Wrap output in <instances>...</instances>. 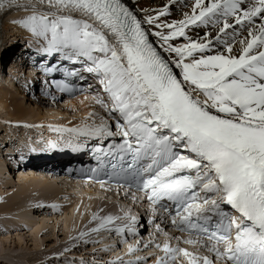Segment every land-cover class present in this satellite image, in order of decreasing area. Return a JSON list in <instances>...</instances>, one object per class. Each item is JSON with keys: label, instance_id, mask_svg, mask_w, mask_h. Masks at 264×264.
Instances as JSON below:
<instances>
[{"label": "snow or ice", "instance_id": "1", "mask_svg": "<svg viewBox=\"0 0 264 264\" xmlns=\"http://www.w3.org/2000/svg\"><path fill=\"white\" fill-rule=\"evenodd\" d=\"M177 2L134 10L125 0H47L53 10L37 14L33 4L0 0V11L30 9L17 23L42 39L39 51L81 66H48L45 75L96 81L102 112L57 131L119 137L97 149L112 157L114 174L137 178L149 203L171 204V224L189 238L170 239L197 251L156 244L155 264H264V0H192L190 12L169 20ZM209 25L215 34L189 35ZM96 219L92 232L137 234L135 217L114 228L112 217Z\"/></svg>", "mask_w": 264, "mask_h": 264}, {"label": "rangeland", "instance_id": "2", "mask_svg": "<svg viewBox=\"0 0 264 264\" xmlns=\"http://www.w3.org/2000/svg\"><path fill=\"white\" fill-rule=\"evenodd\" d=\"M22 2L25 4L35 5L37 14L43 13L46 10H53L48 8L47 0H45L44 3H39V0H20V3ZM32 14L33 13L30 9L25 10L24 8L7 12L1 11L0 13V18L2 20L0 26V90L3 88L10 90V92L8 91V95H12L15 103L23 104V106L31 112L30 117L28 116L22 120H15L14 116H12L14 102L11 100V104H8L7 107L0 105V149L2 150L4 145L7 143L4 148H6L8 152H15L19 150L18 152H22L21 155L30 149L32 150L30 152H38L43 151L42 147L44 148L50 146L51 142L54 141L52 137L53 134L51 135L46 131L50 129L57 130L67 129L70 127H83L84 125L91 124L93 122L92 119L89 118L90 113L102 112L97 106H95L94 110L89 112L87 115L81 111L76 112L73 109L67 110L64 106H66L68 102L57 105L55 102H51L48 99L44 100V97L38 96L36 90L34 95H29V91L25 90L26 93L24 92V96L20 91V88L14 84L13 78H8V73L13 72V77H25L27 79H30L31 77L33 79L32 75L34 72L27 65H24V71L21 70V72H19L20 68L17 67V64L19 65L20 63L18 62H22V56L20 55V52L18 57L15 54L17 52L15 49L18 50L20 46H25L26 43L24 44L23 42L28 39L26 37H29L30 35L28 34L25 36V34L19 31L20 29L10 25L18 19L20 20L24 16L28 17ZM4 23L10 24L5 25ZM31 36V38H35L32 34ZM39 40L42 41V39ZM29 41L30 40H27L28 45L39 48L37 45L39 42L31 41L30 43ZM39 45L42 46L43 43ZM8 68H10V71ZM33 96H37L38 99L35 100ZM51 104H56L59 109ZM53 113L57 114L54 116L60 117L58 118L57 123L49 122L52 121L49 119V116ZM98 122L99 121L97 120V123ZM71 123L74 125H71ZM7 162L8 158L3 156L2 152H0V204L3 203L5 205L0 207V264H100V260L95 258L99 257V255H103L105 250H108L109 253L112 252L111 247L114 245V242L109 240L112 233L107 230L92 232L91 229L99 226L100 220L96 219L97 217H101L102 215L106 217L108 215L109 210H107V207H113L109 217L118 218H120L119 208L123 207L130 210V207L126 206V204H123L122 207H120V205H115L114 201L111 199L112 196H104L106 194H102L103 196H101L103 197V202L99 206L98 212L101 216L94 215V212L91 213L88 209L81 211V209H83L81 206L84 204H79L78 207H75V204H73L72 207H75L73 212L74 214L66 216L65 210H67L68 206L73 203L75 199H77V195L68 197L66 196V190H63V193L59 195V198H57L58 201H55V199L51 200V198H49L48 201L39 203L34 200L40 198L47 199L45 195L40 194L39 189L36 191H34L35 189L30 190V192L26 193L27 197H18L12 204L5 203L8 199H12L10 197L14 193L18 192V189L23 188L19 179L20 176L35 173L38 179H42L41 173L35 171V168L37 167L41 169L39 165L34 167V165L31 164L29 165L30 167L25 168L21 166L20 163H14V165L16 164V168H21L20 173L17 174L15 167H9ZM10 170L15 172L11 173ZM44 180H47L48 183L58 186L61 189H65L63 184L52 182L47 177H44ZM88 198L94 197L88 196ZM105 198L109 199L110 202ZM33 208H39L37 212L35 211V213L39 216L46 215L47 217H35L32 214ZM52 211L56 212L52 213ZM21 212H26L28 219H32V222H40L41 231L39 234L35 235L33 233L35 226H27V224H24ZM14 217H16L19 221L13 220L16 224L11 223L12 225L10 224L9 227L6 226L5 222ZM71 223L76 225L75 229H72L70 225ZM21 224H24L25 228L21 227ZM67 227L69 228L67 229ZM64 232H66L67 235H65ZM82 233H85L86 235L81 238ZM172 237V234L162 231L159 237L160 243L163 242L161 245L167 241L172 247L183 246V244L179 243L176 239H170ZM123 242L124 240L122 243ZM131 244V247L140 248V245L138 244ZM193 250L194 248L189 246V251L193 252ZM93 251H95V253H92ZM137 252L139 251H136L131 255H126V252L124 253L121 251L120 253H124V255H122L124 256L123 259L125 261L121 258L118 259L120 254L111 253V258H107V256L103 257L107 260L111 259L112 262H110V264H114L113 259L115 260V258L118 259V263L122 261L123 263L125 262V264H132V262L140 261L143 264L145 261H154L153 258L156 256L163 255L159 249L150 251L143 257L140 253L137 254ZM203 253L205 255V252H200V255H203ZM135 254H137L136 257H134ZM144 257L146 258L143 260ZM107 263L108 261H106L105 264Z\"/></svg>", "mask_w": 264, "mask_h": 264}, {"label": "bare ground", "instance_id": "3", "mask_svg": "<svg viewBox=\"0 0 264 264\" xmlns=\"http://www.w3.org/2000/svg\"><path fill=\"white\" fill-rule=\"evenodd\" d=\"M132 8H134L135 10H138V9H158L161 5H163L166 0H136L135 3H133V0H125ZM21 4H25L24 2H22ZM191 4H192V0H178L177 3L175 4H172L171 5V12H172V15L170 17H168L169 20H178L180 18H182V14L184 12H190L191 11ZM1 13V11H0ZM137 13L139 14V16H143V12L142 11H137ZM26 16H24L23 18H21L20 20L18 19L17 21L13 22V23H4L5 25H13L14 27H16L17 29H20L19 31H21L23 34H25V36H27L28 34L31 36L30 32H28L27 30L21 28L19 25H18V21H21L23 19H25ZM1 18H0V26H1ZM146 27H149L146 25ZM211 32L213 34H215V29L212 28L211 25H209L207 28L205 27H201V28H198V29H193L192 31L189 32V35L192 36L193 38H196L200 35H203L204 32ZM229 32H231V29L228 30ZM26 37L28 38V40H30L29 42L31 43V41H37L39 42V44H42L43 42L41 40H39V38H31V37ZM228 39H230V37H228ZM35 45V44H34ZM31 46V45H29ZM25 46H20L18 51L20 52V55L22 56L21 57V61L22 62H18L20 63L19 65L17 64V67L20 68L19 72L24 71V67L26 66V64L28 63V61L24 62V58H23V55L25 54L24 51H22V49L24 48ZM217 50H219L220 46L217 45L216 46ZM29 50H27L28 52ZM26 55L28 56L29 53H26ZM23 59V60H22ZM16 63V62H15ZM22 63V64H21ZM25 65V66H24ZM16 67V66H15ZM29 69V68H28ZM17 70V69H16ZM30 70V69H29ZM24 74V73H23ZM32 75V74H31ZM31 78V77H30ZM29 79V78H28ZM8 91L10 92V90H6V89H1L0 90V105H3L5 107L8 106V104H11V100L14 102V107H13V115L14 116V119L15 120H22L26 117H30L31 116V112L29 110L26 109V107L23 106V104H17L15 103L14 101V98L12 97V95H8ZM52 106H56V104H51ZM95 106L99 107L95 100L91 99V98H87V97H81V98H77L76 101L74 102H68V104L66 106H64V108L66 107L67 110L69 109H73L74 111L78 112V111H81L82 113H84L85 115H87L89 112L93 111ZM57 109H59L57 107ZM97 111V110H96ZM102 111V110H101ZM100 111V112H101ZM54 115H57V114H51L49 116V119H51L52 121H49L51 123H57L58 122V116H54ZM70 124V123H69ZM73 123H71L72 125ZM74 125V124H73ZM80 127V126H78ZM42 151H38V153H41ZM34 165V164H33ZM36 166H38L37 164H35ZM41 168L44 167L45 165L44 164H40L39 165ZM39 169V167H37ZM36 169V168H35ZM26 174V173H25ZM20 179V182L21 184L23 185V188L21 189H18L16 193H14L10 198L12 199H8V201H5V203H13V201H15L18 197H27L26 193L27 192H30V190H34L36 191L37 189H39L40 191V194H43L45 195L46 198H40V199H35L34 201H38L39 203H42L44 201H48L49 198L52 199H55V201L59 198V195H61L63 193V190H66V196L70 197V196H76L77 199H75L73 201V203H71L67 210L65 215L68 216V215H73L74 213V210H75V207H78L79 204H84L83 206V209H81V211L83 210H89L91 213L94 212V215H98V216H101V214L99 215L98 212H99V206L102 204V200H103V195H102V192L101 190H97L98 188H87V189H83L81 187H77V188H74L72 186H68V185H64L65 189H61L59 188L58 186H55L53 184H50L47 182V180H44V177L42 176V179H38V177L36 176L35 173H30L29 175H22L19 177ZM50 180V179H49ZM46 182V183H45ZM4 183V182H3ZM5 184V183H4ZM3 188V186H2ZM58 188V189H57ZM20 190V191H19ZM72 193H75V194H72ZM72 194V195H71ZM106 195L108 196H112V200L113 198H116L118 199L122 204H126V206L130 207V210L133 208V205L135 204H138L140 202L137 201L138 200V196H132L131 195V201L130 199L129 200H122V199H119V197H116L115 194H109V193H105ZM102 195V196H101ZM89 197H94V198H88ZM106 199V198H105ZM50 200V201H51ZM68 200V199H67ZM109 201V199H106ZM12 201V202H11ZM107 201V202H108ZM114 201V200H113ZM125 201H127L128 203L130 204H127ZM110 202V201H109ZM108 202V203H109ZM73 204H75L74 208L72 207ZM132 204V205H131ZM10 205V204H8ZM7 205V206H8ZM1 206H5L3 203L0 204V207ZM122 207V206H120ZM112 208V209H111ZM114 209L116 210V208L114 207ZM69 210V211H68ZM107 210L108 211V215L106 217H109L111 215V211L113 210V207H107ZM44 212H48V211H44ZM56 211H52V213H55ZM50 213V212H49ZM21 215H22V221L24 222V224H27L28 225H31V226H35V229H34V234L37 235L39 234V232L41 231L40 228H41V225H40V222H37V221H34L32 222L33 220L32 219H28V215L26 212H21ZM46 216V215H44ZM61 216V215H59ZM47 217V216H46ZM57 217V216H56ZM97 218H105L104 215H102L101 217H97ZM19 221L16 217L8 220L7 222H5L6 226L9 227V225L11 223L13 224H16L15 221ZM32 220V221H31ZM96 220V219H94ZM4 222V221H3ZM97 222V221H96ZM43 223V222H42ZM57 223H58V220H57ZM18 224V223H17ZM12 225V224H11ZM72 229H75L76 225H73L72 223L70 224ZM14 226V225H13ZM66 226V225H65ZM69 227H67L68 229ZM7 229V228H6ZM65 230H66V227H65ZM71 231V229H70ZM67 232V230H66ZM65 233V235H67V233ZM72 232V231H71ZM70 232V233H71ZM124 234H122L121 236H123ZM157 238V237H156ZM188 239V238H187ZM158 240V239H156ZM183 240H186V238H183ZM156 242V241H155ZM159 242V241H158ZM124 246H123V249H122V252H126V255H130L129 252H128V249H129V245L131 247V243H128L126 242V240H124L123 242ZM161 245V243H159ZM127 247V248H126ZM133 247V246H132ZM185 248L186 250H188V248L186 247V245L183 247ZM162 253V252H161ZM198 254H200V252H198ZM208 254V253H206ZM124 257V256H123ZM122 257V258H123ZM146 257L143 258V260L145 259ZM142 260V261H143ZM129 264V263H128ZM146 264H154V261L148 263L146 262Z\"/></svg>", "mask_w": 264, "mask_h": 264}]
</instances>
